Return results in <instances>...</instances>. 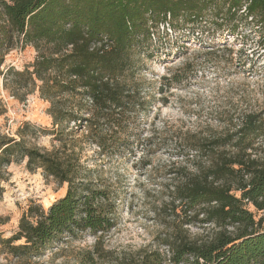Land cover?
<instances>
[{
  "label": "trees",
  "instance_id": "obj_1",
  "mask_svg": "<svg viewBox=\"0 0 264 264\" xmlns=\"http://www.w3.org/2000/svg\"><path fill=\"white\" fill-rule=\"evenodd\" d=\"M242 22L258 31L264 48V0H0V48L19 41L36 51L31 70L17 74L49 103L51 134L84 123L101 150L125 132L128 113L145 104L134 74L139 43L162 45L168 32L184 28H223L237 36ZM263 134L264 122L248 115L234 134L187 141L192 163L180 169L168 203L160 205V210L179 207L182 215L165 239L167 254L153 250L121 257L103 246L115 227L117 190L73 150L16 145L28 171L66 184V192L47 209L29 206L16 232L0 244L14 257L33 259L88 233L95 242L77 254L79 264H264V217L255 219L247 208L264 213V159L246 153L251 138ZM194 222L218 230L210 240L191 239L183 227Z\"/></svg>",
  "mask_w": 264,
  "mask_h": 264
},
{
  "label": "rangeland",
  "instance_id": "obj_2",
  "mask_svg": "<svg viewBox=\"0 0 264 264\" xmlns=\"http://www.w3.org/2000/svg\"><path fill=\"white\" fill-rule=\"evenodd\" d=\"M189 30L168 32L162 45L135 47L134 74L145 104L128 113L125 132L101 150L84 123L69 133L51 134L49 103L17 74L31 70L36 51L19 41L9 49L0 48L1 239L16 232L29 206L47 209L66 192V184L45 178L40 170L26 169L19 150L22 143L47 152L73 150L95 176L117 190L115 227L103 238L105 251L113 257L153 250L167 254L165 239L173 225L180 226L182 215L179 207L160 210V205L168 203L180 169L192 163L194 152L186 142L234 134L248 115L264 122V48L257 42L258 31L246 22L240 24L237 36L223 28ZM250 142L246 153L264 159V134ZM7 146L12 149L1 153ZM247 208L255 219L264 217L251 205ZM183 228L198 241L210 240L218 230L198 222ZM94 242L95 237L82 234L33 259L14 257L0 244V264H79L77 254L91 250Z\"/></svg>",
  "mask_w": 264,
  "mask_h": 264
}]
</instances>
